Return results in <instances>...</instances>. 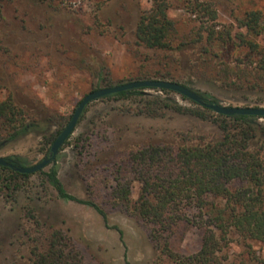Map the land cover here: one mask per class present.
<instances>
[{
  "label": "rangeland",
  "instance_id": "obj_1",
  "mask_svg": "<svg viewBox=\"0 0 264 264\" xmlns=\"http://www.w3.org/2000/svg\"><path fill=\"white\" fill-rule=\"evenodd\" d=\"M192 1L211 3L219 27L231 25L236 30L235 18L246 11L259 10L264 15V0ZM167 2V13L178 35H189L199 25V16L190 12L187 1ZM150 7L151 0H2L0 34L13 53L0 59V100L10 93L30 116H41L45 122L42 129L3 143L0 157L21 156L25 167L39 163L46 156L43 136L54 130L53 119L60 116L66 125L86 94L131 81L166 80L208 93L222 106L264 108V92L226 88L195 76L188 63L197 60L199 53L191 48L179 54V67L149 61L151 53L134 45L133 32L139 13ZM259 41L264 44V37ZM219 60L213 58L215 62ZM166 71L173 76L163 74ZM142 93L200 109L171 91L143 89ZM135 108L133 101L101 98L85 106L72 134L57 153L58 177L67 192L92 200L88 186L96 183L97 195H102L103 200L112 181L101 176L98 165L116 161L148 142L174 143L180 131L218 135L212 123L194 116L165 112L163 117L153 119L138 114ZM257 122L264 125V118ZM84 135H89L91 146L85 147L87 155L79 165L75 145ZM97 195L93 200L101 203ZM137 195L138 184L134 182L131 198ZM26 208L33 209L46 228L63 230L86 264H161L156 261L158 254L146 233L133 218L119 211L107 213L109 224L122 231L120 238L115 230L104 227L92 209L59 201L37 173L21 182L14 200L0 192V264L27 261L35 236L26 233L34 227L25 216ZM199 244V233L190 230L180 246L190 254L198 250ZM228 259L232 264H264V244L251 242L250 248H245L233 240Z\"/></svg>",
  "mask_w": 264,
  "mask_h": 264
},
{
  "label": "trees",
  "instance_id": "obj_2",
  "mask_svg": "<svg viewBox=\"0 0 264 264\" xmlns=\"http://www.w3.org/2000/svg\"><path fill=\"white\" fill-rule=\"evenodd\" d=\"M184 1L190 12L199 16V25L189 35H178L167 13L170 7L167 0H151V7L138 15L134 45L151 53L147 56L149 61L178 67L182 61L179 54L191 48L199 53L197 60L188 63V69L195 76L214 80L226 88L264 92V44L259 41L264 37L263 13L246 11L235 18V30L231 25L218 26L211 3ZM1 11L2 0L0 17ZM11 53V47L0 34V59ZM215 57L219 62L213 61ZM163 74L173 76L169 71ZM142 90H126L101 100L133 101L138 114L153 119L163 117L165 112L194 116L212 123L217 137L180 131L174 143L148 142L116 161L107 160L97 168L102 177L112 181L108 193L104 191L103 200L102 195H97L96 183L88 186L92 200L67 192L58 177V154L47 171L37 172L42 181L59 201L92 209L104 227L115 230L120 238L122 231L109 224L107 213L119 211L133 218L146 233L158 254L156 261L161 264H232L228 248L233 240L245 248H250L251 242L264 244V125L258 124L259 118L216 114L190 101L200 108L193 110L159 97H148ZM192 91L205 104L218 103L208 93ZM0 121V146L42 129L45 122L41 116L37 119L30 116L10 93L0 100ZM53 121L54 130L43 136L47 146L45 157L65 127L62 117ZM90 146L89 135L77 139L79 165L86 158L85 147ZM4 160L14 167L25 165L18 155ZM31 175L0 166V192L14 200L21 182ZM134 182L138 184L136 199L131 198ZM96 195L101 197V203L93 200ZM25 216L34 225L26 233L29 236L33 233L35 241L31 240L29 255L23 264H86L80 250L63 230L46 228L31 208H26ZM190 230L199 233L200 244L196 252L186 254L180 244Z\"/></svg>",
  "mask_w": 264,
  "mask_h": 264
},
{
  "label": "water",
  "instance_id": "obj_3",
  "mask_svg": "<svg viewBox=\"0 0 264 264\" xmlns=\"http://www.w3.org/2000/svg\"><path fill=\"white\" fill-rule=\"evenodd\" d=\"M134 89H159V90L171 91L180 96L185 97L188 100L200 104L202 107H205L216 114H221L225 116L251 115L257 118H264V108L262 107H228V106H222L218 103L205 104L201 102L200 97L197 94H195L191 89L175 82H170L166 80L131 81L116 86L96 89L86 94L79 101L68 123L65 125V127L62 129V131L59 133V135L55 138V140L51 144L48 157H45L36 165L29 167H25V166L14 167L12 164L6 162L3 157H0V166L8 167L12 170L24 174H33L44 169L56 157L61 146L72 134L79 116L81 115L83 109L88 103L98 100L110 94H114L126 90H134Z\"/></svg>",
  "mask_w": 264,
  "mask_h": 264
},
{
  "label": "flooded vegetation",
  "instance_id": "obj_4",
  "mask_svg": "<svg viewBox=\"0 0 264 264\" xmlns=\"http://www.w3.org/2000/svg\"><path fill=\"white\" fill-rule=\"evenodd\" d=\"M190 101H191V100H190ZM58 152H59V151H58ZM35 165H36V164H35ZM48 165H49V164H48ZM48 165H47V166H48ZM47 166H46V167H47ZM42 170H43V169H42ZM38 172H39V171H38ZM36 173H37V172H36ZM33 174H34V173H33Z\"/></svg>",
  "mask_w": 264,
  "mask_h": 264
}]
</instances>
